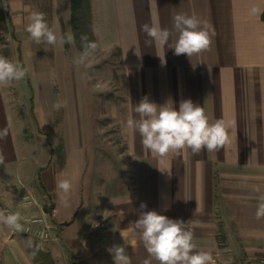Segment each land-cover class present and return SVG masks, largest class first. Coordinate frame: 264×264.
<instances>
[{
    "label": "crops",
    "instance_id": "crops-1",
    "mask_svg": "<svg viewBox=\"0 0 264 264\" xmlns=\"http://www.w3.org/2000/svg\"><path fill=\"white\" fill-rule=\"evenodd\" d=\"M5 1L20 17L40 12L42 3ZM50 3L52 28L58 38H66L71 2ZM89 4L100 60L87 59L77 66L74 61L82 53L73 44L44 45L47 52L54 51L56 64L48 54L47 59L37 58L36 64L33 57L31 75L25 78L32 103L26 120L10 106L0 86V130L7 129L6 138L0 140V211L37 216L43 213V191H48L57 222L69 224L65 243L79 245L78 256H85L81 248L86 243L83 227L90 192L84 172L95 156L88 149L94 142L92 100L115 89L123 102L112 113L118 117L132 166L125 182L114 179L109 183L110 199L103 205L112 215L108 229L112 242L125 247L131 264L145 260L158 264L134 225L143 202L147 205L143 211L190 221L186 227L194 234L197 250L210 251L215 264H257L264 255V219H255L259 198L264 196V12L253 16L250 9H264V0H89ZM178 13L207 21L215 35L210 48L191 60L184 54L174 55V49L166 45V64L162 65L155 45H145L149 37L141 27L156 17L162 28L172 31L169 43H174L177 33L172 18ZM22 43L17 60L26 66L28 44L32 51L39 44L31 38L26 45ZM69 48L70 57L60 63ZM35 96L60 98L66 107L57 111L43 103L37 109ZM144 96L177 109L182 99L201 104L211 122L223 118L232 124L231 143L217 152L193 154L185 149L163 158L155 156L126 123L130 117L138 119L133 109ZM29 123L31 136L25 133ZM59 143L64 164L58 169L50 163ZM61 178L73 185L69 206L57 196L56 183ZM18 234L0 224V264H23L21 252L5 249ZM106 242L101 240V244Z\"/></svg>",
    "mask_w": 264,
    "mask_h": 264
},
{
    "label": "clouds",
    "instance_id": "clouds-1",
    "mask_svg": "<svg viewBox=\"0 0 264 264\" xmlns=\"http://www.w3.org/2000/svg\"><path fill=\"white\" fill-rule=\"evenodd\" d=\"M264 9L252 7L250 14L260 16ZM173 30L177 33L174 43H169L172 31L162 28L156 17L151 24H144L141 30L149 39L145 40L146 46L155 45L157 56L161 64H166L165 46L174 49V55H186L190 60L210 48L214 29L207 21H203L195 15L178 13L173 16ZM25 31L37 44L55 46L59 43H71L74 39L71 35L66 38L56 35L53 28L46 22L42 12L34 11L27 16ZM95 42H87L84 52L75 59L77 66L85 64L87 58L97 49ZM162 52V54H160ZM29 69L18 61H12L0 56V86H8L14 82H20L26 78ZM59 111L66 107L65 101H57L53 105ZM137 118H129L127 127L134 129L141 137L142 145L157 157L163 158L169 153L181 152L190 149L193 154L202 151L217 152L220 148L231 143V123H226L223 118L214 122L209 120L201 104L194 103L191 99H182L179 108L157 105L151 102L148 96L141 98L133 109ZM7 129L0 130V140L6 138ZM3 158L0 157V164ZM57 196L64 206H69L73 185L70 179L61 178L56 183ZM147 205L140 204L139 218L134 222L135 229L139 232L149 256L158 264H215L210 251L197 250L193 242L194 234L186 227L190 222L170 219L166 215L159 214L155 210L143 211ZM198 207V203H197ZM197 209V208H196ZM255 219H264V196H260L256 207ZM19 213H4L0 211V224L15 232L24 231ZM93 226H97L96 224ZM122 235V234H121ZM114 264H131L126 249L122 245H113L109 249ZM144 264H150L145 260Z\"/></svg>",
    "mask_w": 264,
    "mask_h": 264
},
{
    "label": "rangeland",
    "instance_id": "rangeland-1",
    "mask_svg": "<svg viewBox=\"0 0 264 264\" xmlns=\"http://www.w3.org/2000/svg\"><path fill=\"white\" fill-rule=\"evenodd\" d=\"M0 1V56L12 61H18V45L21 47L23 44L22 42L26 45L27 38L28 40L30 39V35L25 31L27 17H20L22 14H16L15 11L9 7L7 1ZM23 1L24 5H30V0ZM82 1V7L79 5L81 8L79 11L82 15H85L84 5L86 4V0ZM40 12L44 13L46 22L52 28L53 11L51 10L50 0H42ZM81 14L76 16L77 20H75V25L72 23L70 15V26L69 29H67V36L71 35L74 37L73 41L69 43V46L73 44L76 51L78 50L80 53H83L86 43L90 41H88L84 33L87 29L86 19L80 17ZM44 45L46 46V44L41 43L36 50L34 49L32 51L28 44L25 53L27 56L26 66L29 69V75H31L32 72L31 62L33 57L36 64L37 58L42 57L47 59L46 57H48V54L52 64H56L54 51L51 50V52H47L48 50H46ZM69 53L70 48L64 52V55L62 54L60 56V63H63L65 59L70 57ZM87 59L89 62H93L101 58L100 56H96L95 50ZM2 87L4 88V92L8 95L10 106L16 108V111L24 120L29 119L31 114L30 106L32 103L30 102V96L25 87V79L18 83L14 82L11 85ZM56 87H58V85H56L55 88ZM58 100H60V98L35 96L33 97V105L37 106V109H39L43 103L44 106L52 107ZM92 102L94 142L91 146H88V149H90L95 156H93L92 163L90 162L91 164H89L91 167L84 172V176L89 181L86 186L89 187L88 192H90L87 197L88 211L83 227V242L86 241V243L82 245L81 248V250L84 249L86 254L80 258L78 256L81 252L80 246L71 243L67 245V243H65L64 235L69 224L57 222L56 216L55 220H52L47 239L38 240L19 233L14 242H7L5 244V249L10 251L16 250L23 254V264H71L72 262L78 264H114L109 249L112 248L115 243H113L109 237L110 230H108L110 228L109 221L112 215L109 211H105L104 206L106 199H110L109 183L114 179L123 180L125 182L128 171L131 170L132 160L129 155V148L120 135L118 117L116 114L112 113L113 110L121 107L123 102L122 94L114 89L100 96H94ZM28 125L29 126L26 127L25 124V133L31 136V125L30 123ZM50 164L58 169L64 164V153L62 152V145L60 143L58 146H54L53 158ZM43 192L45 193V196H42V200L44 201L43 212L47 213L50 207H54L52 194L47 193L48 191L46 190ZM103 212L105 213L103 214ZM31 215L36 216L35 214ZM27 217L32 216L29 215ZM95 224H98L97 228H93ZM99 224H104V226L101 227ZM72 236L78 239L77 233H73ZM101 240H106V244H101Z\"/></svg>",
    "mask_w": 264,
    "mask_h": 264
},
{
    "label": "built area",
    "instance_id": "built-area-1",
    "mask_svg": "<svg viewBox=\"0 0 264 264\" xmlns=\"http://www.w3.org/2000/svg\"><path fill=\"white\" fill-rule=\"evenodd\" d=\"M55 217V207H50L47 213L43 212L41 215L22 217L21 223L25 230L19 233L38 240H45L49 236L52 220H55ZM99 225H101V227L104 226V224ZM93 228H97V226H93ZM257 264H264V255L259 257Z\"/></svg>",
    "mask_w": 264,
    "mask_h": 264
},
{
    "label": "trees",
    "instance_id": "trees-1",
    "mask_svg": "<svg viewBox=\"0 0 264 264\" xmlns=\"http://www.w3.org/2000/svg\"><path fill=\"white\" fill-rule=\"evenodd\" d=\"M5 1V0H3ZM71 2V21L72 23L75 25V20L76 16H79V14H81V12L79 11L82 7V0H70ZM80 5V6H79ZM0 8H1V1H0ZM84 14L85 15H80V17L85 18L86 19V32L85 35L88 38V41L90 42H95L94 41V36H93V31H92V26H91V11H90V4H89V0H86V4L84 5ZM1 18V17H0ZM262 19H264V13H262ZM19 52V50H18Z\"/></svg>",
    "mask_w": 264,
    "mask_h": 264
}]
</instances>
